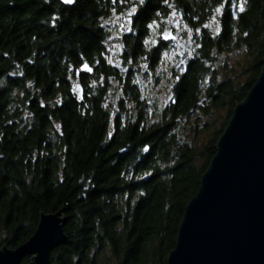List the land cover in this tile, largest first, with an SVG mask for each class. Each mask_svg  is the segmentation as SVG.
I'll list each match as a JSON object with an SVG mask.
<instances>
[{
	"label": "trees",
	"instance_id": "trees-1",
	"mask_svg": "<svg viewBox=\"0 0 264 264\" xmlns=\"http://www.w3.org/2000/svg\"><path fill=\"white\" fill-rule=\"evenodd\" d=\"M75 2L0 0V249L64 208L68 241L50 264H167L216 143L261 73L264 0H234L236 19L214 11L221 0ZM133 8L112 61L105 20ZM153 20L191 47L170 96L150 103L136 78L178 47L144 43ZM231 54L246 79L231 73Z\"/></svg>",
	"mask_w": 264,
	"mask_h": 264
},
{
	"label": "water",
	"instance_id": "water-1",
	"mask_svg": "<svg viewBox=\"0 0 264 264\" xmlns=\"http://www.w3.org/2000/svg\"><path fill=\"white\" fill-rule=\"evenodd\" d=\"M261 64L185 208L167 264H264V57ZM66 220L64 208L41 213L25 243L0 249V264H22L27 256V264H50L51 252L68 241Z\"/></svg>",
	"mask_w": 264,
	"mask_h": 264
},
{
	"label": "rangeland",
	"instance_id": "rangeland-1",
	"mask_svg": "<svg viewBox=\"0 0 264 264\" xmlns=\"http://www.w3.org/2000/svg\"><path fill=\"white\" fill-rule=\"evenodd\" d=\"M128 13L129 12H126L124 15H118L114 13L113 14L114 18L112 17L113 19L111 18V19L105 20V24L109 23V24H113L114 26L112 28V31H110L111 32V38H110L111 48L109 50V59H111L112 61H118L120 53H121V46L116 41L117 33L120 30H122V32H125L126 30L131 28V23H129V19L131 18H129ZM169 28H170V25L168 26L167 29ZM167 31H169L171 35L174 36L171 30H167ZM163 32L164 31L162 32L159 31V27H154L153 29H151V35L147 39L148 44L152 46L155 44L153 43V41L158 42V38L162 36ZM169 40L173 42V40L171 39ZM175 42L173 46L178 45V47L172 48L169 52L165 53L164 59H163L165 62L162 66H160V68L156 70V73H154L153 71L147 72V69H145V71L143 72L144 75L143 76L138 75V77L136 78V83H138L142 87V91L145 95V98L146 99L149 98L150 103L153 102L154 98H157L156 95H159V97L162 96L161 97L162 99L163 97L167 96L168 98V96H170V91L172 90V82H173L172 73L174 71V68L178 67L179 63L182 62V60L184 59L183 57L184 53H190V47H191L190 43L186 44L185 42L180 41L178 37H176ZM225 58L232 64V67H230L231 69H234L235 67H237L235 70H233V72H231L232 74H237L236 79L240 81L246 79L245 74H239L241 68L238 67V65L233 63L235 60V56L231 54L229 56H226ZM239 61L243 62V59L240 58ZM120 65H121V62L119 63V66ZM141 66H142L141 70L145 68V65H141ZM224 72H229V71L225 70ZM156 74H158L157 76L160 77V79L157 81L155 80V77H154ZM142 77H144V79L146 77L147 79L144 80ZM117 94L119 95L121 94V92H118ZM115 108H117L116 105H115Z\"/></svg>",
	"mask_w": 264,
	"mask_h": 264
},
{
	"label": "snow or ice",
	"instance_id": "snow-or-ice-1",
	"mask_svg": "<svg viewBox=\"0 0 264 264\" xmlns=\"http://www.w3.org/2000/svg\"><path fill=\"white\" fill-rule=\"evenodd\" d=\"M63 2L70 3V2H72V0H63ZM113 2L115 3V0H113ZM121 2H123V0H121ZM140 3L143 4L144 3V0H140ZM164 3L167 4L168 3V0H164ZM237 6L238 5L234 2V0H221V3L219 4V6H217L214 9V11L216 13L220 14V16H224L225 10H227L228 11V14H230L233 19H236L237 18L236 17V13L235 12H232L231 9L232 8H236ZM239 11H241V12L244 11L243 3H240L239 4ZM135 13H136V9L133 8L128 13L129 18H131L133 15H135ZM159 15L160 14L157 13V16H159ZM172 17H173V19H175V17H176V12L175 11L172 12ZM129 23H131V19H129ZM146 26H147L148 29H153L154 27H159V24H158L157 21L153 20L151 23L147 24ZM122 27H123V25H122ZM205 27H207V25H205ZM128 30L131 31V28H129ZM196 31H197V33H199V29H197ZM217 34H219V33H217ZM245 35H247V33H245ZM161 39L162 40H169V39L175 40L176 37L175 36H172L169 31L165 30L163 32L162 36H161ZM144 43L147 44L148 41L146 40ZM153 43H158V42L157 41H153ZM198 47H199V45H198ZM79 71H91V68L87 64H85V65H83L82 69H80ZM78 74H79V72H78ZM145 150H147V149H145Z\"/></svg>",
	"mask_w": 264,
	"mask_h": 264
}]
</instances>
